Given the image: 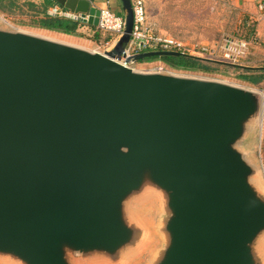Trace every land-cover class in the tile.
Instances as JSON below:
<instances>
[{
	"label": "water",
	"instance_id": "1",
	"mask_svg": "<svg viewBox=\"0 0 264 264\" xmlns=\"http://www.w3.org/2000/svg\"><path fill=\"white\" fill-rule=\"evenodd\" d=\"M55 1L98 27L93 0ZM121 2L126 30L105 54L0 31L1 263L117 264L147 248L131 208L153 196L151 264H261L264 192L234 147L262 94L121 64L134 27Z\"/></svg>",
	"mask_w": 264,
	"mask_h": 264
},
{
	"label": "rangeland",
	"instance_id": "2",
	"mask_svg": "<svg viewBox=\"0 0 264 264\" xmlns=\"http://www.w3.org/2000/svg\"><path fill=\"white\" fill-rule=\"evenodd\" d=\"M143 1L147 7L149 18L158 24L161 33L186 43L206 44L213 47L218 46L221 41L223 42L224 38H249L251 36V31L246 25L247 18L239 16L237 10L221 0ZM29 14L24 15L17 12L13 16H7L0 13V31L31 35L101 54L111 52L120 39L117 36L102 34L100 41L96 42L93 39L94 33L87 27L79 31L81 37L51 32L33 24L35 18L31 13ZM158 65L167 66L161 60L137 63L136 72L151 73V70ZM167 68L168 74L174 76L221 82L260 93L264 98V82L258 86H253L241 80L242 75H247L245 72L247 68L256 70V76H262L261 70L264 69L263 43L254 46L249 55L241 60L238 65L220 63L217 67L218 72L215 73L185 72L174 70L169 66ZM234 149L251 168V174L248 177L249 184L256 190L259 187L264 192V111L261 123L256 117L254 123L246 127L245 130L243 129ZM157 200L153 196L143 197L132 205L131 211L134 212L135 219L138 223L142 220L149 226L151 237L146 243L147 248L144 247L142 250L136 251L135 255L123 258L117 264H151L154 252L162 245L157 232L154 230L160 220ZM260 240L258 248L261 252V264H264V234ZM0 264L4 263L0 261Z\"/></svg>",
	"mask_w": 264,
	"mask_h": 264
},
{
	"label": "built area",
	"instance_id": "3",
	"mask_svg": "<svg viewBox=\"0 0 264 264\" xmlns=\"http://www.w3.org/2000/svg\"><path fill=\"white\" fill-rule=\"evenodd\" d=\"M90 1V0H82ZM134 12V27L130 42L125 47V57L120 61L121 64L136 71L137 62L130 61L133 57L149 52H173L182 56L200 58L207 61L238 65L241 60L247 57L251 49L260 42L259 32H254L250 38H224L218 46L212 47L206 44H191L181 40L165 36L157 32L156 26L151 24L148 19L146 5L143 0H132ZM259 16L250 20L251 25L264 23V0L258 4ZM98 29L103 33H108L121 38L126 30V17L117 16L109 8L100 9ZM49 13L54 17H65L73 20V14L55 7ZM88 16L86 20H88ZM79 21V20H78ZM151 73L168 74L167 66L158 65Z\"/></svg>",
	"mask_w": 264,
	"mask_h": 264
},
{
	"label": "trees",
	"instance_id": "4",
	"mask_svg": "<svg viewBox=\"0 0 264 264\" xmlns=\"http://www.w3.org/2000/svg\"><path fill=\"white\" fill-rule=\"evenodd\" d=\"M55 7L62 8L55 0H44L43 4H36L31 0H0L1 14L13 16L17 12L24 15H30L29 13H31L33 18H35L33 24L51 32L67 36L81 37L79 31L82 28L87 27L94 33L93 39L96 42L100 41L102 34L111 36V34L101 32L98 27L94 25L70 18L52 16L49 11ZM155 60H161L170 68L185 72L215 73L218 72L217 67L220 65L218 62L207 61L190 56L152 58L147 59L144 62ZM245 72L247 75H242L241 80L253 86H258L264 82V69L261 70V73H263L262 76H256V70L250 68L245 69Z\"/></svg>",
	"mask_w": 264,
	"mask_h": 264
},
{
	"label": "crops",
	"instance_id": "5",
	"mask_svg": "<svg viewBox=\"0 0 264 264\" xmlns=\"http://www.w3.org/2000/svg\"><path fill=\"white\" fill-rule=\"evenodd\" d=\"M31 1L35 2L36 4H43L44 3V0H31ZM221 1L231 5L235 10H237L239 12V16L247 18L246 25L248 26V28L251 31V36L253 35L254 32H256V31L259 32V34L261 35L259 44H261V43L264 44V23L261 22V23L256 24V25L250 24L251 19H253V18L256 19L259 16L258 4H259L260 0H221ZM92 5L99 10L109 8L117 16H120L123 18L126 17V11L123 8V4H122L121 0H93ZM146 10H147V7H146ZM147 15H148V10H147ZM148 19H149V22L151 24L156 26L157 31L160 34H163L159 31L158 24L156 22L152 21L149 18V15H148ZM163 35L167 36L166 34H163ZM169 37H172V36H169ZM172 38H175V37H172ZM175 39H178V38H175ZM213 47H215V46H213Z\"/></svg>",
	"mask_w": 264,
	"mask_h": 264
}]
</instances>
